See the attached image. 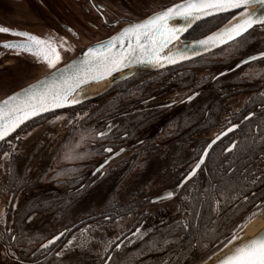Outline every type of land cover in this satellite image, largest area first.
Wrapping results in <instances>:
<instances>
[{"label":"flooded vegetation","instance_id":"flooded-vegetation-1","mask_svg":"<svg viewBox=\"0 0 264 264\" xmlns=\"http://www.w3.org/2000/svg\"><path fill=\"white\" fill-rule=\"evenodd\" d=\"M179 2L0 0V26L53 38L62 64L67 49L79 53ZM236 12L183 38L206 36ZM24 39L0 33V87L45 71L43 60L3 47ZM261 52L257 24L209 54L116 72L101 94L3 139L0 264H202L227 244L233 223L264 201ZM249 56L257 59L242 64Z\"/></svg>","mask_w":264,"mask_h":264},{"label":"snow or ice","instance_id":"snow-or-ice-1","mask_svg":"<svg viewBox=\"0 0 264 264\" xmlns=\"http://www.w3.org/2000/svg\"><path fill=\"white\" fill-rule=\"evenodd\" d=\"M253 4L258 6L256 11L249 10ZM228 9H242L239 12L240 19L238 22L206 36L203 40L195 41V43L202 45L207 50L209 47L224 43L226 39L232 40L235 36H240L242 32L254 24L264 25V0H181L180 3L154 13L143 21L128 25L117 36L112 37L107 45H100V48L107 51L114 47L113 41L119 42L121 44L120 51L102 55L98 48L89 47L82 60L65 65L62 69L56 68V64L61 60L60 53L57 51L60 45L54 43L53 38L42 39L27 31H15L0 26V33L25 38L19 42L6 41L3 47L31 53L38 60H43L49 68L56 69L43 80H39L9 96L6 100L0 101V140H3L10 132L32 116L50 109L79 103L78 89L86 83L102 80L111 76L113 72L127 68L132 64L152 63L156 65L162 60L175 63L176 58H186V49H178L174 55L161 56L160 53L169 43L178 38L180 32L190 27L191 23L203 16L211 15L213 12ZM177 17L182 18L185 23L170 26L169 21ZM233 19L236 17L233 16ZM126 41L127 47L125 48ZM259 56L264 57V52L259 53ZM256 59L255 56H249L241 63L246 64ZM239 66L238 64L237 67ZM259 73H264V69H260ZM188 99L191 100L192 97H188ZM57 119H61V117H57ZM97 134L101 137L106 135L103 132ZM105 151L111 152L112 149L107 148ZM4 155L8 156V153ZM76 158L78 157L69 155L68 152L63 156L65 160ZM202 162L203 158L201 159ZM100 167L102 168L103 165ZM199 167L200 164L198 163L196 168ZM194 171L195 169H193ZM62 174L58 173L57 175ZM166 195L172 196L173 193L169 192ZM243 199L248 201L249 198L244 196ZM254 209L233 223L229 230L230 238L225 247L228 244L233 246L217 259V264H264V228L247 239H242L237 235V231H242L250 219L264 213V201L254 205ZM236 241L239 243H234Z\"/></svg>","mask_w":264,"mask_h":264},{"label":"water","instance_id":"water-1","mask_svg":"<svg viewBox=\"0 0 264 264\" xmlns=\"http://www.w3.org/2000/svg\"><path fill=\"white\" fill-rule=\"evenodd\" d=\"M257 8H258V6L253 4V5L250 6L249 10L250 11H256ZM241 10L242 9H228V10H224V11H220V12H213L211 15L201 17L199 20H196L195 22L191 23V26L188 27L186 30L180 32L178 34V38L173 40L171 43H169L167 45V47L164 48V50L160 53L161 56H167L169 54H173L174 55L175 52L178 49H186V58H184V59L176 58L175 63H168L167 61L162 60L159 64H156V65H154L152 63L132 64V65H130L127 68H121L119 71L128 70L129 73H132V72L138 71L140 69H144L145 70V69L164 68V67H167V66H171V65L178 64V63H181V62H184V61L191 60L193 58L202 56V55H204L206 53L209 54V52H211V51H213V50H215V49H217L219 47H222L225 44H228V43L234 41L235 39H238L243 34H245L249 29H251L253 26L257 25V24H254L251 28H248L246 31L242 32L240 34V36H235L232 40H227L226 39L224 43L217 44L215 47H209L207 50H205V48L202 45L195 43V41L203 40L206 36L211 35L212 33L218 32V31H220L221 29H223L225 27H230L231 25L236 24L238 22V20L240 19L239 12ZM233 11H237L233 15V16L236 17V19H233V16H232L225 24H223L221 27H218V29H216L215 31L211 32L210 34H207L206 36H203V37L197 38V39H193V40H185L183 38V36L189 30H191V28L195 27V25L198 22H200L201 20L209 18V17H212V16L217 15V14L220 15L221 13H228V12H232L233 13ZM146 18L147 17L143 18L140 21H143ZM140 21H137V22H140ZM133 23H136V22H133ZM184 23H185V21L182 18H179V17L174 18V19L169 21V25L170 26L182 25ZM130 24H132V23H128V24L123 25L121 28H119L117 31H115L112 35H110V36H108L106 38H103V39H100V40H97V41H94V42L90 43L89 45H87V47L83 51H81L79 53H77L74 50L67 49V55H66L67 60H66V62L61 64L62 60H60L56 64V68L62 69L65 65H70L74 61L82 60L84 58V54L87 52L89 47L98 48L102 55H108L109 53H116V52L120 51L121 50V44L119 42L113 41L114 47H112L111 49H108L107 51L104 48H100V45L101 44L107 45L109 40H111L112 37L117 36L125 27H127ZM15 42H19V41H15ZM124 47L125 48L127 47V41L125 42ZM64 48H67V47L64 46ZM22 56H23L24 59H26L28 61L33 59V58L30 57L31 53H27L26 52ZM32 57H34V56H32ZM43 68L46 70V72L43 73V75H41L40 77L36 78L33 81H30L29 83L25 84L23 87H20L19 89H16V90L12 91L8 95L4 96V98H1L0 101H4L9 96H12V95L20 92L22 89L27 88L29 85L35 84L39 80H43L45 77H48V74L50 72H54L56 70L54 68H49L47 65L44 66ZM119 71H116V72H119ZM116 72H113L111 76H107V77H105L102 80H98V81H95V82H90V83H86V84L82 85L80 87V89H78V93L79 94H78L77 98L79 100V103H77V104H80L81 101L83 102L85 100L91 99L92 97L101 94L107 88H109V86L111 85L110 84L111 83V78H112L113 74L116 73ZM77 104H74V105H77ZM74 105H65V106L60 107V108H66V107L69 108L70 106H74ZM60 108L50 109V110H48L46 112L53 111V110L56 111V109H60ZM46 112H42V113H40L38 115L44 114ZM38 115H36V116H38ZM36 116H32L29 119L25 120L22 124L19 125V127L21 125L25 124L26 122H28L29 120L31 121V119H33ZM19 127H17L14 131L10 132L5 138H7L10 135H12ZM1 141H3V140H0V142ZM262 228H264V213H262L259 217H257L254 220L253 223H250L248 226H245V228H243L242 231H239L237 233V235L240 236L242 239H247L248 237H251L254 234H256ZM234 243H239V241H236ZM232 246L233 245H231V244H228L227 247H225V245L222 246L219 250H217L215 253H213L208 259L204 260V262L202 264H217V259L219 257H222L226 252H228L232 248Z\"/></svg>","mask_w":264,"mask_h":264},{"label":"rangeland","instance_id":"rangeland-1","mask_svg":"<svg viewBox=\"0 0 264 264\" xmlns=\"http://www.w3.org/2000/svg\"><path fill=\"white\" fill-rule=\"evenodd\" d=\"M45 72H46V70L44 72L41 70L40 72L35 73V75H33V76L26 77L23 80L24 83H22V84L25 85V84L29 83L30 81L35 80L36 78L43 75V73H45ZM22 84H19L17 81H13V82L9 83L7 86L0 87V99L4 98V96L8 95L12 91H14L16 88L21 87Z\"/></svg>","mask_w":264,"mask_h":264},{"label":"bare ground","instance_id":"bare-ground-1","mask_svg":"<svg viewBox=\"0 0 264 264\" xmlns=\"http://www.w3.org/2000/svg\"><path fill=\"white\" fill-rule=\"evenodd\" d=\"M260 216V215H259ZM258 216V217H259ZM257 218V217H256ZM256 218H254L253 220H251L246 226H248L250 223H253L254 222V220L256 219ZM245 228V227H244Z\"/></svg>","mask_w":264,"mask_h":264}]
</instances>
